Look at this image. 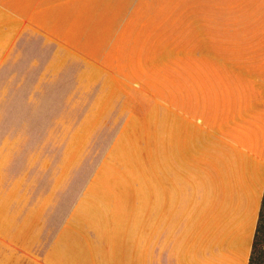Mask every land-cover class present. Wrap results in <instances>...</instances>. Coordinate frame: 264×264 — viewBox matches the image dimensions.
Masks as SVG:
<instances>
[{
    "label": "crops",
    "instance_id": "1",
    "mask_svg": "<svg viewBox=\"0 0 264 264\" xmlns=\"http://www.w3.org/2000/svg\"><path fill=\"white\" fill-rule=\"evenodd\" d=\"M68 8L60 17L61 7L57 11L44 8L46 24L32 20L29 27L25 20L16 33L14 48L0 54V264H56L67 259L68 251L84 253L85 263L98 262L94 237L80 220L88 186L101 162L90 174L88 165L96 162L99 147L103 158L107 156L127 124L126 115L119 124L114 118L125 106L128 91L114 62L119 50L109 64L102 60L108 43L97 51L92 43L94 33L77 32L82 27L79 7ZM174 52V111L170 117L175 188L181 173L198 183L214 171L222 181L227 160L231 162L227 172L251 183L250 189L256 184L262 201L264 0H176ZM11 66L13 74L7 77L4 72ZM4 102L12 104L3 108ZM32 102L40 103L36 110L24 108ZM75 103L78 119L73 128L97 119L93 132L99 144L89 157L65 171L68 142L56 158L54 145L47 141L48 123L51 118L67 116ZM25 117H31L32 126L24 128ZM168 122L159 129V161L167 146L162 136L168 133ZM106 134L115 136L105 142ZM20 138L25 142L13 146ZM256 228L249 240L241 242L243 264H250ZM162 234L161 262L166 264L168 244L162 243ZM141 262L147 264L145 254Z\"/></svg>",
    "mask_w": 264,
    "mask_h": 264
},
{
    "label": "rangeland",
    "instance_id": "2",
    "mask_svg": "<svg viewBox=\"0 0 264 264\" xmlns=\"http://www.w3.org/2000/svg\"><path fill=\"white\" fill-rule=\"evenodd\" d=\"M39 4L40 9L33 10ZM69 5L79 7L81 12L82 27L78 33H94L92 43L97 51L108 43L102 60L109 64L119 50L114 62H118L119 79H126L128 91L125 106L114 118L119 124L126 115L127 124L107 156L103 158L99 147L96 162L88 165L90 174L101 162L88 186L80 219L94 237L98 258L94 264H139L144 254L147 264H162V233V243L168 244L166 264H243L239 258L240 249L244 248L241 242L250 239L258 223L264 228V207L259 216L262 201L257 185L250 189L251 183L242 181L232 171L228 173L231 162L224 160L222 181L219 172L214 171L198 183L181 173L175 188L170 115L174 111L176 0H0V54L14 48L16 33L25 20L29 27L32 20L46 24L41 13L44 8L57 11L61 7L60 17L64 8L69 11ZM12 74L13 66L4 72L7 77ZM11 104L2 103L3 108ZM39 105L26 103L24 108L31 111ZM71 107L67 116L51 118L48 123L47 141L54 145L56 158L68 142L65 171L89 157L99 144L98 135L93 132L97 119L73 128L78 119L77 103ZM100 108H105V102L100 103ZM164 121L171 122L166 127L168 133L162 136L167 146L159 161V129L166 125ZM23 126H32L31 117L23 118ZM105 136L102 140L108 142L115 134ZM24 140L20 138L12 145ZM241 229L244 235L239 237ZM40 245L45 246L43 242ZM90 251L93 256L92 243ZM66 255L65 261L56 264H93L85 263L82 252L68 251ZM252 264H264V238Z\"/></svg>",
    "mask_w": 264,
    "mask_h": 264
},
{
    "label": "trees",
    "instance_id": "3",
    "mask_svg": "<svg viewBox=\"0 0 264 264\" xmlns=\"http://www.w3.org/2000/svg\"><path fill=\"white\" fill-rule=\"evenodd\" d=\"M263 207H264V197L262 200V207H261V211H260L259 216H261L263 214L262 213ZM263 238H264V228L261 229V227L259 226V223H258V226L256 228V232H255V238H254V243H253V250H252L250 264H252L253 258L255 257V252H256L258 246L261 244Z\"/></svg>",
    "mask_w": 264,
    "mask_h": 264
}]
</instances>
